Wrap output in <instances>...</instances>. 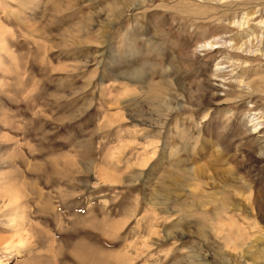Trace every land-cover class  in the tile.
<instances>
[{
    "label": "rangeland",
    "instance_id": "374dc122",
    "mask_svg": "<svg viewBox=\"0 0 264 264\" xmlns=\"http://www.w3.org/2000/svg\"><path fill=\"white\" fill-rule=\"evenodd\" d=\"M252 1L0 0V264H264V87L204 82L247 89Z\"/></svg>",
    "mask_w": 264,
    "mask_h": 264
},
{
    "label": "bare ground",
    "instance_id": "6f19581e",
    "mask_svg": "<svg viewBox=\"0 0 264 264\" xmlns=\"http://www.w3.org/2000/svg\"><path fill=\"white\" fill-rule=\"evenodd\" d=\"M134 1V0H133ZM142 1V0H141ZM164 1V0H163ZM258 1V0H257ZM252 2H256L255 0L252 1ZM131 3H132V0H131ZM147 3V2H146ZM191 3V2H190ZM257 3V2H256ZM120 4V3H119ZM119 4H116V3H112V8L110 6V10H113L114 8H117V6ZM145 4V3H143ZM114 5V6H113ZM122 5H124V8H126V10L128 11L129 7L127 3H122ZM131 5V4H130ZM212 5V4H211ZM222 5V4H221ZM234 5V4H233ZM237 5V4H235ZM108 6V7H109ZM134 6L135 8H137V3H134ZM190 6V5H189ZM196 6V5H195ZM225 5H223L222 7H224ZM227 6V4H226ZM225 6V7H226ZM211 7V6H210ZM141 8V7H139ZM138 8V9H139ZM207 8V7H206ZM213 8V7H212ZM216 9V8H215ZM109 10V9H108ZM134 10V8H133ZM214 11V10H213ZM217 11V10H216ZM219 11V10H218ZM186 12V11H185ZM201 12V11H200ZM205 12V10H204ZM189 13V12H188ZM217 13V12H216ZM226 13V12H225ZM208 14V13H206ZM223 14H224V11H223ZM205 15V14H204ZM208 17V16H207ZM221 17V16H220ZM202 18V16H201ZM207 19V18H206ZM261 23H264V18H262L260 20ZM215 26V25H214ZM213 29V28H212ZM221 29V28H220ZM223 29V28H222ZM214 30V29H213ZM213 32V31H212ZM221 32V31H219ZM225 32H230V30H226L224 31ZM216 33V31L214 32ZM218 34V33H217ZM222 34V33H221ZM214 35V34H213ZM211 36V35H210ZM206 40V39H204ZM210 54V53H209ZM196 55V49L194 50H188V51H184V52H177L175 54V60L176 61H179L180 62V66H182L186 71L189 70L192 66L191 62H190V59L188 58H192ZM237 56H239L240 54H235ZM184 57V58H183ZM245 58L247 59V62L249 64L250 68L249 70H251V73L249 75H247L246 79H248L246 82H245V85L247 86V89H243V88H237L235 85H233L232 83H222V86L221 84H219L217 81L213 80V78H210L208 77L207 79L204 80L206 86H208L211 91H212V98L214 97H218V95H220L218 92L221 91L222 94V101L224 103H236L238 101H242L244 98H249L250 102H251V105L247 106L242 112L243 114H246V113H250L251 111H255L257 110L258 108V103H259V94H260V91H261V88L264 87V74H261V73H264V72H261L260 70H264L263 66H264V59H262L261 57L259 56H253V57H250V56H245ZM185 59V60H183ZM194 59V58H193ZM196 59V58H195ZM180 66H177L176 64H174L172 66V69L177 72L179 71V67ZM257 66V67H256ZM258 68V69H257ZM139 69V68H138ZM136 70V69H135ZM258 70V71H257ZM140 70H137V72H139ZM135 72V71H134ZM135 72V73H137ZM138 74V73H137ZM215 74V73H214ZM221 76V75H220ZM258 76V77H256ZM177 82V81H176ZM185 85V84H184ZM190 85V83H189ZM194 85V84H193ZM179 86V84H178ZM190 87V86H189ZM180 88H181V85H180ZM179 88V89H180ZM199 88V87H198ZM190 89V88H189ZM188 89V90H189ZM178 91V90H177ZM183 91V90H182ZM191 91V90H190ZM203 91V90H201ZM187 92V91H186ZM185 93V92H184ZM189 93V91H188ZM199 93V92H198ZM197 94V93H196ZM184 95V94H183ZM187 96V95H186ZM194 96V95H193ZM188 97V96H187ZM195 97V96H194ZM183 98V97H182ZM264 99V98H263ZM184 100V99H183ZM188 100V99H187ZM193 101V100H192ZM189 102V101H188ZM190 103V102H189ZM179 104V103H178ZM177 105V104H176ZM198 105V104H196ZM219 105V104H218ZM177 107V106H176ZM230 117V116H229ZM231 118V117H230ZM236 118H231L228 120V123L229 124H233L232 123V120H234ZM224 120V119H223ZM223 121H221L222 123ZM224 127V126H223ZM260 134H263L264 135V129L262 128L260 131ZM240 135H241V138L248 141L249 144L251 145L252 143L250 142H253V141H259V138L260 136L259 135H256V134H253L251 131L249 130H245V129H241L240 130ZM223 151V150H222ZM261 161L264 162V156L261 157ZM213 189V188H212ZM206 202L207 204L210 206V209L207 211L208 214H214V217H212V219L216 220L218 218H220V214L221 212H224L227 211L225 207H227V203H226V200L223 201L224 198H229L227 197L225 194L223 195L222 192H219L218 190H211V191H208L206 193ZM4 200V199H3ZM222 200V201H221ZM229 203V202H228ZM2 208V207H1ZM20 208V207H19ZM261 214V212H260ZM22 220L23 218L25 217H22ZM12 220V219H11ZM24 221V220H23ZM20 223V218H19V222ZM12 224V223H11ZM22 224V223H20ZM18 225V224H17ZM16 225V226H17ZM23 225V224H22ZM11 226H14V225H11ZM10 226V227H11ZM23 228V227H21ZM20 229V228H19ZM26 229V227H25ZM17 231V230H16ZM19 231V230H18ZM12 236H3L0 238V244L1 243H12ZM79 254V253H78ZM78 256V255H77ZM91 256V255H90ZM85 256L84 258H82L79 262L80 264H85V263H88V264H91L92 263V256Z\"/></svg>",
    "mask_w": 264,
    "mask_h": 264
}]
</instances>
